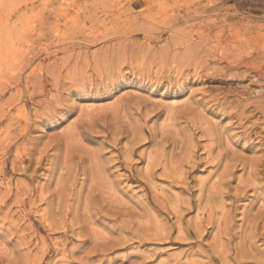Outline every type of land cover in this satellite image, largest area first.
Listing matches in <instances>:
<instances>
[{
    "label": "rangeland",
    "instance_id": "obj_1",
    "mask_svg": "<svg viewBox=\"0 0 264 264\" xmlns=\"http://www.w3.org/2000/svg\"><path fill=\"white\" fill-rule=\"evenodd\" d=\"M217 45L242 63L216 61ZM261 49L264 0H0V264H258L236 260L237 239L196 214L220 170L209 137L179 114L201 97L236 105L264 92V75L245 66ZM231 110L200 111L222 127L237 121ZM238 122L223 145L249 153ZM177 133L198 160L184 162V184L165 163L146 172ZM97 164L109 168L100 179Z\"/></svg>",
    "mask_w": 264,
    "mask_h": 264
},
{
    "label": "bare ground",
    "instance_id": "obj_2",
    "mask_svg": "<svg viewBox=\"0 0 264 264\" xmlns=\"http://www.w3.org/2000/svg\"><path fill=\"white\" fill-rule=\"evenodd\" d=\"M211 51L216 53V54H213L214 56H212V58L216 57V61L224 60L228 66H232L231 64H233V66H237L238 64L242 63L240 60L241 57H237L235 59H231L230 57H228L227 54L222 50V45H219V46L217 45V47L215 49L211 48ZM244 52L246 53V51H244ZM244 52H243V54L245 56ZM248 53L251 54L253 52L249 51ZM258 56H260V57H258V60L255 59L254 61L252 60L250 62H247L245 64V66L252 68V70L255 69L256 75L263 76L264 75V63H263L264 62V49H261L260 55H258ZM260 63H263V65L262 66L259 65ZM199 73H197V74H199ZM210 74H212V73H210ZM214 75L212 77H210V79H208V78L207 79L209 81L213 79L215 81H220L221 83H231L230 80H228V79H225V78L219 79L218 78L219 76L217 74L215 76ZM222 78H223V76H222ZM6 84H7V81H6ZM28 84H29V82H28ZM7 85H9V84H7ZM9 86H12V85H9ZM243 92L248 94V95L246 97H245V94H243L241 96L237 92L240 96L237 99L235 98V100L237 102L236 105H233V101H229L228 97H225L224 100H221L220 102L216 101L217 98H219V97H213V98H211L212 100L210 99V101H208V100L206 101L207 98L205 99V97H201V98L196 100V104L198 106H189L190 107L189 110L183 111L181 114H179V116L182 118H185V120L189 124H193L198 129V132H200V136H208L209 137V142L206 145V147H208V149H209L207 156H210V159H212V160H209V161H212L213 164H215V166H217V168H219V170H220L219 172L217 171L218 173H216L212 184L207 189V192H206V190L204 191L203 189H201V191L202 192L204 191V194L205 193L206 194L203 196V198L201 196L197 200V206L198 207L197 206L196 207L198 208L197 209L198 211L196 214H203L204 216H206L207 213L211 214L210 218L207 219V222L209 224H215L220 231H222L224 228H226L225 233L226 234L228 233L230 238H236L237 239V246L235 248V255H236L235 259L236 260H238L242 263H246L245 261L242 260V258L245 257V260L247 258H251V260H254V259L257 260L258 264H264V248L262 247L264 245V92H261V90L257 91L256 94H254V96L251 92H247V91L246 92L243 91ZM203 96H204V94H203ZM235 97H236V95H235ZM253 97H257V98L253 99ZM222 98H223V96H222ZM201 104H203L206 108L202 105L204 109H200ZM228 108H230V110L233 108L231 110V113H228V117L235 118L237 121H239L237 125H239L238 127L243 129L242 130L243 136L246 140L249 141L248 144H246L247 142L245 143L246 145L243 144L247 147V150H249L248 151L249 153L238 152L237 150L231 149L228 145H223L224 139H226L227 142H231L234 140V137L237 136L238 133L235 132V130H234V128L236 127V126H234V124L237 121H234L233 123L223 124V126L222 127L220 126L221 127L220 128L219 124H218L219 122H213L210 120H206V117L200 111V110H207V111H210L211 113H213L216 110H219V112H221V114H222L221 118L223 119L224 118V112L226 110H228ZM219 112H217V113H219ZM258 115H259V117H257L258 118L257 120H260V121L254 120V118ZM171 116H172V120L175 119L174 115H172V113H171ZM247 122H250L251 124L249 123L247 125ZM25 123H27V122H25ZM30 123H29V125H30ZM26 125H28V124H26ZM173 125H175V124H173ZM221 125H222V123H221ZM21 126H23V125H21ZM23 128H25V127H23ZM22 131H25V130H22ZM26 131H27V129H26ZM85 131L86 130L84 129V132ZM86 133H89V132H86ZM106 134H109V133H106ZM72 135H75V134H72ZM83 135H85V133ZM180 136L181 135H179L178 133L175 135L169 134V135L164 136L163 137L164 139L162 138L163 140L161 139L160 142L158 144H156V145L162 144L161 145L162 149L158 152L156 151L157 153H155L154 157L152 155V157H153V159L151 157L152 160L149 159L147 161L146 172H150L151 169H153L155 166L157 167L158 164L165 163V164H163L164 169L166 171H168V173H171V174H169V176L172 178L173 182L174 181H180V182H183V184L186 182L185 177L187 179L188 176H186L185 171L183 170L184 162L185 163L187 162V165H188V163L192 164V168H193V166L197 163L196 161H198V160H194L195 157L193 155H195V153L194 154L192 153L194 151V149L192 147L190 138L187 139L186 136H181V137ZM106 137L107 136H105V139H106ZM81 138H82V136H81ZM244 138L242 137V139H244ZM112 139H113V137H112ZM114 139H115V137H114ZM136 140H137V136H136V134H134L131 137L130 141L134 143V141H136ZM169 143H171L172 149L168 153H164L163 149ZM259 145L261 147H259ZM124 148H125V145H124ZM243 148H245V147H243ZM68 150H70V149H68ZM132 150L133 149H131V152L127 156V158H129V160H130V158L132 159V155L135 151V150H133V151ZM93 154H94V152H93ZM67 158H69V157H67ZM124 158L126 159V156ZM75 159H76V157H75ZM200 159H202V158H200ZM114 160H116V159H114ZM129 160H128V162H130ZM203 160H205V159H203ZM77 162H79V161H77ZM96 163H97V161H96ZM118 163L120 164L119 160H118ZM121 163H124V162H121ZM190 164H189V166H191ZM96 166L98 169L96 172L97 175L95 174V176H97L96 178H98V175H99L100 176L99 179H100L102 176H104V174L107 172V170L109 168H106L101 164H97ZM110 166H112V165H110ZM118 166H120V165H118ZM194 168H195V166H194ZM238 168L242 169L243 173L239 176H236L235 170H237ZM154 170H155V168H154ZM154 170H152V173H154L153 172ZM186 173H187V171H186ZM145 175H144V178L146 180H151V177L146 178ZM92 176H93V174H92ZM236 180H237V184L235 186H232V183L235 182ZM143 183H144V181H143ZM90 188L93 190L91 183H90ZM106 188H108V187H106ZM105 193H107V192H105ZM104 195L106 196V194H104ZM152 196H153V199L155 201L154 206L155 207L159 206L160 208H164L163 204H160L161 202H160L159 198L155 197V195H152ZM115 197H116V195H115ZM231 198L233 200H231L230 202H227L228 201L227 199H231ZM105 199H107V197H105ZM242 200H249L248 203H246L243 208L241 205L238 204V202L242 201ZM201 201L202 202L205 201V203L208 205H206L205 207L200 209L199 206L201 204ZM217 203L220 204L218 206L220 211H217L218 208L214 207V204H217ZM189 204H190V201L187 203L188 209L191 208L189 206ZM213 208H214V210H213ZM240 208H242V211L240 213L241 217L236 220L234 218V215L239 213ZM85 209H88V208L86 207ZM97 210H98V208H97ZM101 210L103 212H105V214H127V215H125V217L128 216L129 214H135L137 212L136 211L135 213H133L134 211L132 212V210L120 211V210H117L116 208H113L111 206L106 207L105 204L102 205ZM175 211L178 212L179 214H181L182 208L178 205L176 207ZM219 214H223V215L221 216ZM128 217H130V216H128ZM232 220H234V221L231 222ZM238 220L240 221L239 225H237ZM141 228L142 227L138 225V231H140ZM142 230H144V229L142 228ZM136 234H138L137 231H136Z\"/></svg>",
    "mask_w": 264,
    "mask_h": 264
}]
</instances>
